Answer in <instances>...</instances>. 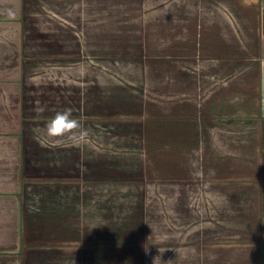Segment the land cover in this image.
Wrapping results in <instances>:
<instances>
[{
	"label": "crops",
	"instance_id": "0c3cea01",
	"mask_svg": "<svg viewBox=\"0 0 264 264\" xmlns=\"http://www.w3.org/2000/svg\"><path fill=\"white\" fill-rule=\"evenodd\" d=\"M27 2L21 4L22 17L29 10ZM135 3V11L127 15L119 10L93 15L100 27L97 40H108L110 47L104 46L112 51L98 57L107 68L104 61H111L112 68L105 72L102 67L95 75L94 97L104 92L105 84L147 82L148 75L132 78L120 74V67L158 62V75H150V83L159 84L158 103H143L135 116L110 114L106 119L114 132L133 134L128 137L134 147L156 149L146 154L149 170L121 178L119 168L113 167L118 174L104 181L105 174L97 173L103 160H98L90 166L91 175L96 173L93 180L88 161L85 172L67 170L68 145L62 146V160L53 156L38 161V152H29V147L58 146L32 139L35 127L66 108L84 128L105 125V112L68 103L52 111H29L23 99L19 130L0 131L2 137L17 136L20 144L15 189L0 191V197L12 201L6 218L11 236L0 245L1 263L32 264L36 256L41 260L61 255L60 260L76 261L73 264H123V255L131 261L128 264H146L155 245L146 227L130 229L128 238L121 237V208L106 206L107 200L105 223L89 227L82 220L90 211L83 202L88 201V184L108 183L114 192L124 182L133 186L124 194L136 196L128 210L139 221L140 212H147L146 186L152 180L164 186L159 210L163 220L165 215V231L155 253L159 264H264V0ZM153 3L159 4L158 12L144 10ZM20 26L23 38L22 20ZM71 53L22 47L21 67L26 72L44 61L67 62L80 55L78 50ZM98 101L103 102L95 99L90 106H98ZM83 146L88 147V139ZM39 187L46 193L31 209L28 196ZM58 194H67V202L55 200Z\"/></svg>",
	"mask_w": 264,
	"mask_h": 264
},
{
	"label": "rangeland",
	"instance_id": "374dc122",
	"mask_svg": "<svg viewBox=\"0 0 264 264\" xmlns=\"http://www.w3.org/2000/svg\"><path fill=\"white\" fill-rule=\"evenodd\" d=\"M25 1L28 0H0V131L19 130L23 99L24 107L29 111H39L40 109L52 111L62 108L64 105L67 106V103L78 109L81 104L84 105V109L88 104L86 107L88 111H91V108L100 110L103 108L105 125L92 123L86 128L83 126L86 135L80 139L82 146L79 143L67 144L73 142L66 138L47 137L42 131L45 125L41 124L35 127V134L31 138L38 141L55 142L54 145L58 147H29L28 151L38 152L35 156L38 161L45 160L47 157L51 159L53 156L62 160L60 157L62 156L61 150L65 148L62 146L68 145L67 170L79 168L85 172V164L88 161V176L93 180L96 179V173L94 176L91 175L90 166L98 160H103L104 166L101 165L97 173L105 174L104 179L100 177L104 181H106L105 177L112 178L113 175L118 174L115 169L112 171L113 167L119 168L121 178L140 170L148 171L149 165L144 164L148 162L146 154L156 149L134 147L135 142L129 138L134 135L127 134L126 131L114 132L112 124L106 119H110V114H118L120 118L135 116L143 107V103L146 105L153 103L148 102L149 100L158 103L159 84L150 83L152 80L150 75H158V67H154L158 66V62H146L145 65L147 66L144 67L139 65L141 62H130V66L137 64L135 67H120V74H130L132 78L134 74L148 75L147 82L105 84L104 92L102 91L101 95L94 97L96 90L95 75L101 73L102 67L105 72L111 71L112 68L111 61H104V65L110 66L107 68L101 64L98 57L102 51L105 54H112V51L104 46L110 47L108 40L102 42L97 40L100 37H96V31L98 33L100 27L98 26L97 29L96 20H94L96 17L93 15L98 12L116 13L117 10L127 15L135 11L136 0H76L73 2L67 0L56 2L32 0L26 3V8L29 10L22 17L21 4ZM144 10L154 14L159 11V4L146 5ZM21 20L25 29L23 38H21ZM22 47L39 53L67 52L69 56L73 54L71 52L78 50L80 55H74L78 60L67 59V62L44 61L24 72L20 62ZM80 76H82V81ZM73 79L76 82H73ZM100 92L98 90V94ZM95 99H100L103 102L98 101V106H90L91 103H95ZM85 139H88V147L83 146ZM19 145L17 136H0V191L15 189ZM79 150L84 153L81 155L82 159H80ZM147 182H149V186H146L145 199L147 212H140L143 217L139 221L132 216L134 211L128 210L131 208L129 203H134L136 196L124 194L127 193L128 188L133 186L123 184L124 182H121L114 192L110 190L112 185L108 183L88 184L87 188L84 189L88 193L86 195L88 201L83 203L86 205L88 203L90 211L87 220L84 217L82 220L87 222L89 227H97L99 224L105 223L102 216V213H105V201L107 200L106 206L116 207L119 204L121 208L119 213L121 237L128 238L130 229L141 227L144 231L146 227L150 243L156 245H153V249L149 250L152 252L146 264H153L155 259V264H159L158 256L155 253L159 251L160 237L165 231V215L163 220L159 210L160 192L164 186L159 185V183L154 184L155 181L152 180ZM33 190V194L28 196L31 209L40 205L38 201L44 198L42 194L46 193V190L41 187ZM54 198L55 200L57 198L63 200V203L67 202V194H58ZM9 199H11L9 196L0 197V245L4 241L8 242L9 236H11L10 228H8L10 222L9 219L6 220L8 216H11L7 212L10 209L9 205L12 204ZM109 220L110 218L106 222ZM61 258V255L52 258L41 256V260H38L36 256L32 260V264H73L76 262L70 260L67 262L64 259L60 260ZM122 258L123 255H121V263L123 264L131 262ZM0 264L12 263L0 262Z\"/></svg>",
	"mask_w": 264,
	"mask_h": 264
},
{
	"label": "clouds",
	"instance_id": "9594fccd",
	"mask_svg": "<svg viewBox=\"0 0 264 264\" xmlns=\"http://www.w3.org/2000/svg\"><path fill=\"white\" fill-rule=\"evenodd\" d=\"M39 111L42 112L43 109ZM72 111L71 108H66L63 111L56 112L55 115L46 122L42 129L43 134L50 138H66L73 143H79L80 139L86 135V132L83 130L82 122L73 117ZM155 260L153 264H155Z\"/></svg>",
	"mask_w": 264,
	"mask_h": 264
}]
</instances>
